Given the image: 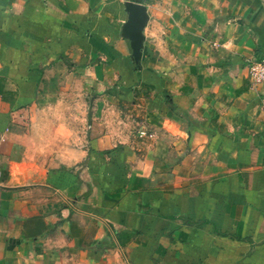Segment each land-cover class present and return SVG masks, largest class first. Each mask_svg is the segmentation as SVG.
Masks as SVG:
<instances>
[{
    "label": "crops",
    "instance_id": "crops-1",
    "mask_svg": "<svg viewBox=\"0 0 264 264\" xmlns=\"http://www.w3.org/2000/svg\"><path fill=\"white\" fill-rule=\"evenodd\" d=\"M263 58L264 0H0V264H264Z\"/></svg>",
    "mask_w": 264,
    "mask_h": 264
},
{
    "label": "water",
    "instance_id": "water-1",
    "mask_svg": "<svg viewBox=\"0 0 264 264\" xmlns=\"http://www.w3.org/2000/svg\"><path fill=\"white\" fill-rule=\"evenodd\" d=\"M127 10L129 18L126 29L132 39L134 55L138 58L142 48V29L147 22L148 13L145 5L133 1L127 3Z\"/></svg>",
    "mask_w": 264,
    "mask_h": 264
},
{
    "label": "built area",
    "instance_id": "built-area-1",
    "mask_svg": "<svg viewBox=\"0 0 264 264\" xmlns=\"http://www.w3.org/2000/svg\"><path fill=\"white\" fill-rule=\"evenodd\" d=\"M250 71L256 82H264V58L252 61Z\"/></svg>",
    "mask_w": 264,
    "mask_h": 264
},
{
    "label": "rangeland",
    "instance_id": "rangeland-1",
    "mask_svg": "<svg viewBox=\"0 0 264 264\" xmlns=\"http://www.w3.org/2000/svg\"><path fill=\"white\" fill-rule=\"evenodd\" d=\"M109 91H110V89H109Z\"/></svg>",
    "mask_w": 264,
    "mask_h": 264
}]
</instances>
